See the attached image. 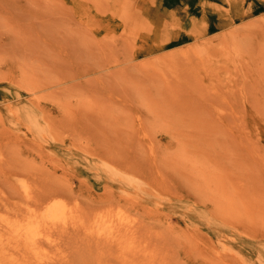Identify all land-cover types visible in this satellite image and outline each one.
<instances>
[{"label":"rangeland","instance_id":"obj_1","mask_svg":"<svg viewBox=\"0 0 264 264\" xmlns=\"http://www.w3.org/2000/svg\"><path fill=\"white\" fill-rule=\"evenodd\" d=\"M0 264H264V0H0Z\"/></svg>","mask_w":264,"mask_h":264},{"label":"bare ground","instance_id":"obj_2","mask_svg":"<svg viewBox=\"0 0 264 264\" xmlns=\"http://www.w3.org/2000/svg\"><path fill=\"white\" fill-rule=\"evenodd\" d=\"M51 191V190H50ZM51 192H53L54 193V191H51ZM41 199H38L37 201H40ZM47 200V198H45V200H44V202Z\"/></svg>","mask_w":264,"mask_h":264}]
</instances>
